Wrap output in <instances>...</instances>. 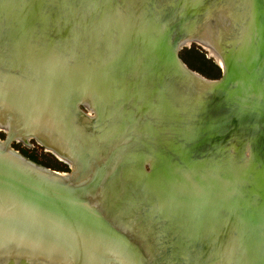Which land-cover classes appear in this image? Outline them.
<instances>
[{
    "label": "water",
    "instance_id": "1",
    "mask_svg": "<svg viewBox=\"0 0 264 264\" xmlns=\"http://www.w3.org/2000/svg\"><path fill=\"white\" fill-rule=\"evenodd\" d=\"M211 1L0 0L10 128L47 151L34 134L57 126L71 147L76 133L57 121L113 93L127 124L105 151L72 149L74 169L50 152L69 171L31 160L1 130L0 264H239L240 252L264 264V0H243L241 22L227 5L224 44L192 11ZM192 44L223 62L213 59L218 79L180 58ZM219 214L227 233L207 236Z\"/></svg>",
    "mask_w": 264,
    "mask_h": 264
},
{
    "label": "bare ground",
    "instance_id": "2",
    "mask_svg": "<svg viewBox=\"0 0 264 264\" xmlns=\"http://www.w3.org/2000/svg\"><path fill=\"white\" fill-rule=\"evenodd\" d=\"M210 6L207 8L206 12L201 13L202 11H198L196 8H193V13L196 17V20L202 17H205V19L203 18L204 21H201V23L204 24L203 27H207L210 30L214 31L215 33L218 34L219 36V42L218 43H223L224 44V40L220 37L223 36L224 33V29L222 26V22H223V15L226 13L225 9L227 7V5H231L232 3L236 4V11L239 13H237L236 11L234 12V14H237L238 16H235L236 19H238L240 22V18L239 16H241L242 14H244V10H245V3L242 1H238V0H212L210 2ZM203 6V5H202ZM242 17V16H241ZM222 19V20H221ZM198 21V20H197ZM225 50L226 52L229 50L228 46ZM209 53H211V57L215 59V61L217 63H219L220 65L222 64L223 66V62L218 58V56H216L212 51L208 50ZM95 92V90H91L90 92H86V93H93ZM80 100H83V104L87 105L89 108V112H92L94 114V116H89L86 115L84 116H76L75 113H72L71 110H69L68 112H70L72 114L73 119L67 120L66 121H62V120H58L57 123L58 125H62V129L67 126L68 124V129H70L72 131V133H76V141L73 140L71 142V147L70 144L68 146L67 141L68 139L63 135L66 133H60L63 136H59V132L60 130L58 129V127L56 126V132H50L45 130V132H36L34 134V136H40L42 135V137H38L36 138L40 144H42L47 151L52 152L54 154H56L61 160L66 161L70 164V166H72V168L74 169V165H75V160L72 157V149L73 150H78L81 149L84 144L85 146H87V143H89V145L95 144L96 146L99 147L100 151H105V149L107 148V145H115L116 143H118L119 141L122 140V135H123V126L127 127V124H125V120H121L118 118V116H115V114H113L111 112V108L112 107V103L117 101V96L113 93L111 95V98L107 100V98H104V100H102L103 103H98L95 105H92L89 102H85L87 101V98H82ZM111 101V102H110ZM118 103V102H117ZM81 106V105H80ZM65 108V107H63ZM0 130H4L6 132H12L13 133V137L16 140H19L21 142H23L24 144L28 145L29 144V136L24 137L22 135V130H21V126H16L14 128H10L9 127V123H10V115L8 114V112H5L4 110L1 111L0 110ZM76 118V119H75ZM83 118V119H82ZM88 120L87 122H80L79 120ZM94 121V122H92ZM240 126H242L244 128L243 124H240ZM216 126H213V129H215ZM219 129V128H217ZM76 130V131H75ZM78 134V135H77ZM31 140V139H30ZM109 140V142H108ZM1 142V141H0ZM20 142V143H21ZM108 142V144L106 143ZM3 143V142H2ZM212 159V156H210L209 161ZM217 169V168H216ZM216 170L212 171V173H214ZM110 199V198H109ZM108 199V200H109ZM107 200V201H108ZM104 202V205L107 203ZM215 221L212 222L211 224H203L202 225V229L203 232H207V236H210V231L209 230H213L214 232H216L215 227L218 228V231L220 233V235L222 236L224 233H227L228 230H222V227L226 226V219H224V217H222L221 214L214 216ZM201 230V229H200ZM202 231V230H201ZM257 236V235H256ZM253 250H249V253L252 252ZM251 254V253H250ZM262 259L261 254H251V256H249L248 254L245 255L243 253H239L238 255V261L237 263L240 261V263L242 264L245 260L246 262H248L249 264L253 263L252 261L257 260L260 261ZM239 263V264H240ZM218 264H223L222 261H220V263Z\"/></svg>",
    "mask_w": 264,
    "mask_h": 264
},
{
    "label": "trees",
    "instance_id": "3",
    "mask_svg": "<svg viewBox=\"0 0 264 264\" xmlns=\"http://www.w3.org/2000/svg\"><path fill=\"white\" fill-rule=\"evenodd\" d=\"M180 58L192 70L198 72L208 79H218L221 76L220 67L211 59L207 58L195 44L190 48H183L179 52ZM2 136V134H0ZM24 151V150H23ZM25 153V152H23ZM26 154V153H25ZM31 160L58 171H69V168L57 160L54 156L50 157V162L41 160L35 155L27 154Z\"/></svg>",
    "mask_w": 264,
    "mask_h": 264
},
{
    "label": "rangeland",
    "instance_id": "4",
    "mask_svg": "<svg viewBox=\"0 0 264 264\" xmlns=\"http://www.w3.org/2000/svg\"><path fill=\"white\" fill-rule=\"evenodd\" d=\"M133 3V2H132ZM127 4V6H123L122 10H124L122 13V15H126L128 13H130L133 10V7L135 6L134 4ZM133 6V7H132ZM196 45V44H195ZM197 47H199V50L202 51L203 54L205 55H209V57L213 60L214 58L211 57V53H209L208 49L204 50L201 46L196 45ZM210 49V48H209ZM215 60V59H214ZM84 111H86L82 106H80ZM90 117L94 116V114L92 112H89ZM0 134H2V136L0 135V139H3L5 134L3 133V131L0 130ZM42 137V135H40ZM38 136V137H40ZM35 138H38L37 136H34ZM12 147L16 150H18L20 153H22L23 155L27 156V154H31V155H35L37 158L41 159V160H45L50 162V157L53 156L51 153H49L48 151H45L44 148L39 145L34 138H31V140L29 141L28 145H23L20 142H16L13 141L12 143ZM24 150V151H23ZM25 152V153H23ZM57 159V158H56ZM58 160V159H57ZM60 161V160H59ZM62 164H65L64 162L60 161ZM66 165V164H65ZM67 166V165H66ZM146 169L149 170V168L146 166Z\"/></svg>",
    "mask_w": 264,
    "mask_h": 264
},
{
    "label": "flooded vegetation",
    "instance_id": "5",
    "mask_svg": "<svg viewBox=\"0 0 264 264\" xmlns=\"http://www.w3.org/2000/svg\"><path fill=\"white\" fill-rule=\"evenodd\" d=\"M50 153V152H49Z\"/></svg>",
    "mask_w": 264,
    "mask_h": 264
}]
</instances>
